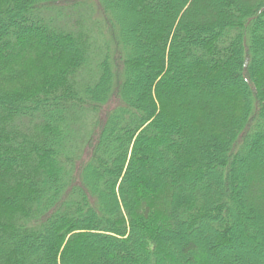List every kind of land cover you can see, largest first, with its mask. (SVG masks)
Instances as JSON below:
<instances>
[{"label":"trees","instance_id":"obj_1","mask_svg":"<svg viewBox=\"0 0 264 264\" xmlns=\"http://www.w3.org/2000/svg\"><path fill=\"white\" fill-rule=\"evenodd\" d=\"M0 264H264V0H0Z\"/></svg>","mask_w":264,"mask_h":264}]
</instances>
